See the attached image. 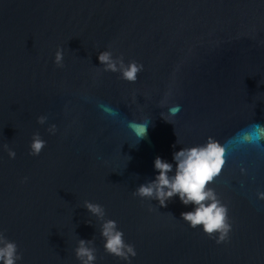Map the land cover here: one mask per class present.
I'll return each mask as SVG.
<instances>
[{
	"label": "water",
	"instance_id": "1",
	"mask_svg": "<svg viewBox=\"0 0 264 264\" xmlns=\"http://www.w3.org/2000/svg\"><path fill=\"white\" fill-rule=\"evenodd\" d=\"M105 50L143 64L138 79L104 71ZM174 105L173 125L161 113ZM36 132L46 145L31 155ZM210 136L226 147L209 185L229 209L222 243L182 219L195 206L179 195L167 207L133 195L159 174L157 156L174 175V153ZM259 192L264 0H0V230L17 243V264H81L78 241L93 238L94 264H129L105 251L85 201L135 246L130 264H264Z\"/></svg>",
	"mask_w": 264,
	"mask_h": 264
},
{
	"label": "clouds",
	"instance_id": "2",
	"mask_svg": "<svg viewBox=\"0 0 264 264\" xmlns=\"http://www.w3.org/2000/svg\"><path fill=\"white\" fill-rule=\"evenodd\" d=\"M98 58L100 63L104 65V71L119 72L122 79L133 83L138 79V73L144 67L143 64L135 60L126 64L122 56L114 58L113 53L109 50L100 52ZM55 63L59 67L64 66L63 47L56 51ZM179 111L180 106L174 105L169 109L167 115L162 112L161 116L165 121L173 124L172 118L176 117ZM46 120L47 117L44 115L38 117L40 124H44ZM148 124L137 125L139 129L137 132L138 141L146 137ZM48 131L54 134L57 131V126L55 124L50 125ZM45 145L46 141L41 138L40 133H34L30 145V154L39 155ZM3 147L7 149L11 158L16 157V152L7 144ZM130 159L131 157L128 156V160ZM173 159L176 162L175 174L170 175L173 172V164L157 156L154 166L159 174L154 180L140 184L134 190L133 195L158 200L160 206L163 207H167L168 202L179 195L183 204L195 206L193 211L181 213L184 221L188 222L192 228L203 226V231L210 237L219 233L217 243L226 241L232 229V224L229 222V209L226 204L221 202L218 193L209 187L215 178L221 174L226 164V147L210 136L205 144L181 148L174 153ZM241 171L245 172L246 169L242 168ZM258 198L264 200V192H259ZM83 207L103 221L101 235L105 239V251L129 261L130 264L131 258L137 255V251L134 245L125 241L124 233L118 228L117 221L105 220V208L99 203L85 201ZM88 223L91 221L89 220ZM96 252L94 238L91 240L79 239L75 255L81 264H94L97 259ZM22 258L17 243L9 240L4 231L0 230V261L3 264H17V261Z\"/></svg>",
	"mask_w": 264,
	"mask_h": 264
}]
</instances>
